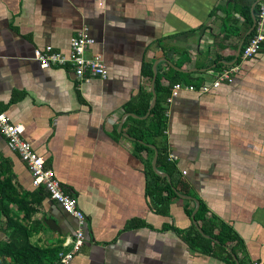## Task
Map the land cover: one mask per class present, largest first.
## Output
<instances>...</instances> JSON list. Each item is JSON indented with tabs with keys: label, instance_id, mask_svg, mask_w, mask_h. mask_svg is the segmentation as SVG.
Wrapping results in <instances>:
<instances>
[{
	"label": "crops",
	"instance_id": "obj_1",
	"mask_svg": "<svg viewBox=\"0 0 264 264\" xmlns=\"http://www.w3.org/2000/svg\"><path fill=\"white\" fill-rule=\"evenodd\" d=\"M258 1L0 0V112L24 127L23 138L86 216L88 236L72 264H224L164 230L188 232L186 212L196 205L173 197L166 215L155 213L146 195L148 167L154 172V158L157 169L163 156L206 216L241 238L244 264H264V46L232 83L165 100L166 129L146 139L150 150L136 152L128 134L143 127L140 121L150 124L152 109L142 117L128 109L140 106V91L152 102L153 70L161 87L177 82L198 89L211 72L237 62L251 28L240 11L249 6L252 17ZM83 26L95 41L89 52L107 66L106 80L80 82L66 68L39 66L36 48L66 53ZM143 64L151 65V79L142 76ZM0 154L36 203L38 232L28 245L41 251V264H53L46 254L62 250L77 222L42 190L35 194L26 167L1 136ZM130 222L144 226L126 229ZM5 242L0 238V249ZM9 261L0 257V264Z\"/></svg>",
	"mask_w": 264,
	"mask_h": 264
},
{
	"label": "trees",
	"instance_id": "obj_2",
	"mask_svg": "<svg viewBox=\"0 0 264 264\" xmlns=\"http://www.w3.org/2000/svg\"><path fill=\"white\" fill-rule=\"evenodd\" d=\"M237 10H241V7L237 6ZM240 13L248 26V30L252 25L250 7L245 6L244 11H240ZM253 14L256 18L257 5L253 9ZM251 35L252 32L244 38L241 36V39L243 38L245 43L248 37H250ZM218 68L221 69L224 68V66L221 65L218 66ZM141 73L143 77L151 79V65L143 64ZM175 83L177 82H173L171 84L173 85ZM170 87H161L156 82L154 84L156 103L149 113L150 124L148 126H145L144 120L140 121L143 125L142 128L137 129L136 127H130L128 129V134L136 141V152L150 150L146 147L148 146L146 139L161 136L166 129V117L164 115L162 103L165 102L166 98L169 96ZM139 94L141 98L140 106L130 107L128 111L138 117H142L148 111L152 96L151 94H143L141 91L139 92ZM1 158L2 157L0 154V159ZM157 166V169L160 172L166 174L169 177V180L167 178L156 175L149 166L148 168L150 174L146 185V195L150 198L155 213L164 216L166 215L164 206H167L170 198L178 197L177 194L188 197L190 193L187 184L182 181L173 179L175 168L173 165L165 162L164 156L158 158ZM2 174L4 176H1ZM11 180V165L9 166V163L3 159V162L0 163V214H4L5 217H7V212L9 211L7 206L13 204H18L21 206L23 204L22 201L18 199V193L15 187L12 185ZM41 190L42 189H35V194L38 196V194L41 193ZM194 209L195 208H193L189 212H186V215L190 220V216ZM8 221L9 226L12 228V230L9 235L8 244H6L4 248L0 249V257L5 256L15 259L16 257H18V260H25L24 264H41V251L38 250V248H34L28 245L29 235L26 232V228L16 224L15 222H12V220ZM194 221L197 226H194V224L192 223L190 230L186 233H183L181 230L173 226H168L164 230L172 231L189 249L200 254L210 256L223 262L224 264H236L235 259L237 260L238 264H244L243 259H241L239 256L244 252V245L241 238L230 226H228L221 220L217 219L214 216L207 217L205 207L201 202H199L198 210L194 215ZM131 222L126 227V229H136L144 226L140 222L130 225ZM198 229H200L202 234L206 237H203ZM16 240H18L17 243ZM230 244H232V246H230ZM17 245L19 247H17ZM233 257H235V259Z\"/></svg>",
	"mask_w": 264,
	"mask_h": 264
},
{
	"label": "built area",
	"instance_id": "obj_3",
	"mask_svg": "<svg viewBox=\"0 0 264 264\" xmlns=\"http://www.w3.org/2000/svg\"><path fill=\"white\" fill-rule=\"evenodd\" d=\"M95 41L89 34V28L83 26L69 39V47L66 53L55 51L51 46L34 50V58L39 66L45 68H66L73 72L80 82H88L91 79L106 80L108 69L103 58L98 54L90 53V48ZM264 46V0L257 6L252 35L248 37L237 62L227 69L211 72V81L204 83L198 89L175 83L170 87L166 104H170L180 92H198L208 94L212 89L218 88L224 83H232L234 76L239 72L242 65L255 58ZM0 134L5 139L8 148L17 155L18 159L26 167L30 185L34 189H42L48 198L59 205L61 210L77 222L76 229L63 241L53 264H72L74 258L80 253L87 239L86 216L79 209L77 199L64 189L57 179L53 169L48 167L44 159L32 148V145L23 138L24 127L10 121L5 113L0 112ZM169 159H176L169 156ZM186 172L183 171L182 175Z\"/></svg>",
	"mask_w": 264,
	"mask_h": 264
},
{
	"label": "rangeland",
	"instance_id": "obj_4",
	"mask_svg": "<svg viewBox=\"0 0 264 264\" xmlns=\"http://www.w3.org/2000/svg\"><path fill=\"white\" fill-rule=\"evenodd\" d=\"M3 162V158L0 159V163ZM10 166V164H9ZM12 173V172H11ZM12 175V174H11ZM1 176H4L3 174ZM12 185L15 187L17 193H18V199L22 201V205L13 204L7 206L8 212L7 217L4 216V214H0V238H3L6 242L3 243V245L8 244L9 242V235L12 230V228L9 226V221L12 220V222H15L18 225H21L22 227L26 228V232L29 236H32L33 233L38 232V227L34 225L36 222V203H34L33 199L31 198L30 194L28 193V190L23 189L19 182L14 180L12 178ZM30 227V228H29ZM55 249H50L49 253L46 254L48 258L53 260L55 256L57 255V251L54 252ZM17 258H11V261H9V264H16ZM43 264H48L47 261H44Z\"/></svg>",
	"mask_w": 264,
	"mask_h": 264
},
{
	"label": "water",
	"instance_id": "obj_5",
	"mask_svg": "<svg viewBox=\"0 0 264 264\" xmlns=\"http://www.w3.org/2000/svg\"><path fill=\"white\" fill-rule=\"evenodd\" d=\"M258 2H260V1H258ZM252 21H253V24H252V26H251V28H250L248 34H250V33L252 32L253 28H254L255 17H254V14H253V13H252ZM241 45H242V44H241ZM241 45H240V47L238 48L237 54L240 53ZM154 68H155V66H154ZM155 79H156V72H155V70H153V81H152V85H151V88H152V94H153V100H152V102H151V104H150V106H149V109H148L149 111L154 107V105H155V103H156V97H155L154 90H153V86H154ZM129 115H130V114H129ZM155 163H156V157L154 158V160H153V164H152L154 172H155L157 175H159V176H161V177H164V178H167V179L169 180V177H168L166 174H163V173L157 171V169L155 168ZM177 196H178V197H182V198H190V199H192V200L194 201L196 207H195V210L193 211V213L191 214L190 218H191L192 223L194 224V226H197L196 223H195V221H194V215H195V213H196L197 210H198L199 202H198L196 199L191 198V197H185V196H182V195H180V194H177ZM198 230H199V232L202 234L201 230H200V229H198ZM202 236H203V237H206V236L203 235V234H202ZM233 258L235 259V257H233ZM235 262H236V264H238V262H237L236 259H235Z\"/></svg>",
	"mask_w": 264,
	"mask_h": 264
}]
</instances>
